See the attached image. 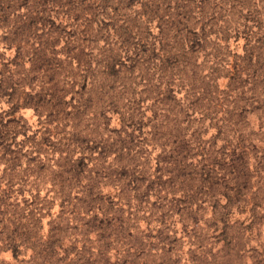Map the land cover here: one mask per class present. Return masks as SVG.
Segmentation results:
<instances>
[{
	"label": "rangeland",
	"instance_id": "rangeland-1",
	"mask_svg": "<svg viewBox=\"0 0 264 264\" xmlns=\"http://www.w3.org/2000/svg\"><path fill=\"white\" fill-rule=\"evenodd\" d=\"M0 264H264V0H0Z\"/></svg>",
	"mask_w": 264,
	"mask_h": 264
}]
</instances>
